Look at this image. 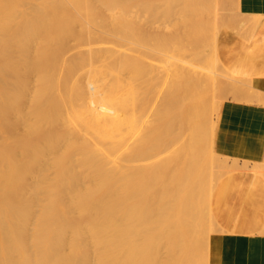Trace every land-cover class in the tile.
I'll return each instance as SVG.
<instances>
[{
	"label": "bare ground",
	"instance_id": "obj_1",
	"mask_svg": "<svg viewBox=\"0 0 264 264\" xmlns=\"http://www.w3.org/2000/svg\"><path fill=\"white\" fill-rule=\"evenodd\" d=\"M144 1L0 0V264L228 263L212 202L264 160L218 154L215 121L224 96L264 103V14L232 2L251 32L232 67L200 0H150L151 23Z\"/></svg>",
	"mask_w": 264,
	"mask_h": 264
},
{
	"label": "crops",
	"instance_id": "obj_2",
	"mask_svg": "<svg viewBox=\"0 0 264 264\" xmlns=\"http://www.w3.org/2000/svg\"><path fill=\"white\" fill-rule=\"evenodd\" d=\"M240 5L247 13L264 14V0H240ZM260 32L264 33H254L261 37ZM248 42L231 39L222 43L221 52L232 57L229 66L234 67L239 57L240 63L246 62L243 57ZM254 62L264 67V52ZM252 78L260 80L264 90V76ZM251 102H221L213 135V148L221 156L250 162L264 160V103ZM223 191L218 222L232 232L218 238L227 264H232L233 255L236 264H264V177L236 172Z\"/></svg>",
	"mask_w": 264,
	"mask_h": 264
},
{
	"label": "rangeland",
	"instance_id": "obj_3",
	"mask_svg": "<svg viewBox=\"0 0 264 264\" xmlns=\"http://www.w3.org/2000/svg\"><path fill=\"white\" fill-rule=\"evenodd\" d=\"M152 1V3L150 2V0H145L144 2H141L140 3V7H141V9H142V11H143V13L142 12H140V14H144V16L143 15H141L140 17H141V19L144 21L143 23H145V21L146 22H150L151 23V21L152 20H147V19H149L148 18V16H153V11L154 12H156L157 14L156 15H159L160 17H161V15H162V12H163V5L161 4V3H159V2H156V1H154V0H151ZM205 1H207V0H200V1H198V2H196V5L197 6H199V4H200V13L198 14L199 15V17L198 18H201L200 20L202 21V23L204 24V25H206V29L209 31V32H213L214 31V28L216 27H218L219 28V35H218V38H217V42L219 43V45H220V47H218L219 49H220V51H221V45H222V43L223 42H228L229 40H231V39H233V42L235 41L236 42V39L237 40H240L241 42L242 41H244V42H247V41H249V40H251V37H250V33L251 32H249L248 30H243V29H240V28H238L237 27V25H236V23H237V20L239 19V17L241 18L242 16L241 15H237V13H235V6H233V5H235L236 3H240V0H218V1H223V2H226V1H229V2H226V3H234L235 2V4H231L232 6H231V10L233 9V12L231 11L230 12V9L229 10H227V11H222V10H218V9H216V7L214 6L215 5V0H208L207 2H211L212 1V3H205ZM215 1V2H214ZM201 2H203L204 4H202ZM148 3L150 4V6L151 7H154L155 8V6H156V8L155 9H157L156 11L155 10H153L152 11V9L153 8H151L150 7V10H151V12L152 13H150L149 11H148V8H149V5H148ZM153 5H155V6H153ZM209 5V6H208ZM137 7V4H136V6L134 5V7H133V10L135 9V7H136V9L137 8H140V7ZM205 6L207 7V8H205ZM147 7V8H146ZM161 7H163V8H161ZM201 9H203V10H201ZM214 9V10H213ZM146 10V11H145ZM211 10V12L209 13V11ZM217 10V11H216ZM202 11V12H201ZM239 11H241V12H246L242 7H241V5L239 4ZM146 12V13H145ZM226 12V13H225ZM207 13V14H206ZM217 14V15H216ZM224 14H226V15H224ZM233 14V15H232ZM146 15V16H145ZM154 15H155V13H154ZM222 15V16H221ZM230 15V16H229ZM236 15H237V17H236ZM151 16V17H152ZM207 16H208V18H207ZM213 16H214V18H213ZM218 16H219V18H218ZM227 19H225L224 17ZM227 16V17H226ZM234 16V18H231V17H233ZM154 17V16H153ZM158 17V16H157ZM223 18V19H222ZM155 18H153V20H154ZM221 19V20H220ZM225 19V20H224ZM223 21L225 22V23H223ZM228 21V22H227ZM149 23V24H150ZM149 24H147L146 23V26L147 25H149ZM145 25H143V28H145L144 27ZM151 25H149V26H147V27H150ZM152 26H154V23L152 24ZM214 26V27H213ZM222 26V27H221ZM147 27H146V29H147ZM151 28V27H150ZM147 29V30H150L151 32H152V30H153V28H154V30H155V32H156V27H152L151 29ZM221 28V29H220ZM145 29V30H146ZM146 30V31H147ZM146 31H144V33H145V35L146 34H148V33H146ZM150 31H148L149 32V34H152ZM154 32V31H153ZM149 34L147 35V37L149 36ZM154 35V34H153ZM200 48H202V47H200ZM206 49H208V51L210 50V47L209 46H207L206 47ZM171 52V51H170ZM170 52L168 51L167 53H168V55H170ZM210 52V51H209ZM148 54H147V56L148 55H151V56H153L155 53H153L152 51H151V53L148 51L147 52ZM150 53V54H149ZM78 51L76 50V49H73V43L71 42V44H69V47H68V52H67V57L68 58H72V57H76V56H78ZM171 54H172V52H171ZM151 56H148L149 58L151 57ZM155 56H157L156 58H155ZM154 57H153V59L152 60H154V62L153 61H151V60H148V61H150L151 63H155V64H157V63H159V64H162L163 63V60H165V56L164 55H155ZM159 56V57H158ZM161 56V57H160ZM152 58V57H151ZM150 58V59H151ZM161 58H163V60H161ZM162 61H160V60ZM158 60V61H157ZM160 61V62H159ZM154 64V65H155ZM159 64H157V65H159ZM223 79V80H222ZM226 80H228L227 78H221V80H219L220 82H217V84H221L222 82L221 81H223V83L221 84V87L223 86V88L226 90L225 92H228L227 90H228V88L227 87H231V85L230 84H228V83H231V81H226ZM226 84H227V86H226ZM218 85V86H219ZM239 85V87L240 88H242V89H240L239 88V90L240 91H245L244 89H243V87H245L246 88V86L244 85L243 87H241L242 86V84H238ZM225 86H226V88H225ZM260 88L262 89V91H264L263 90V87L262 86H260ZM226 95H229V93L228 94H226ZM228 97V99H230V95L229 96H227ZM226 97L224 96L223 98H222V100H221V102H223L224 100H227V98L225 99ZM231 99L232 100H240V99H238V98H234L232 95H231ZM216 118H217V116H216ZM216 122V121H215ZM169 147V146H168ZM236 172L234 171V172H231V173H229V174H227V175H225V176H223L222 177V179L224 180V182H225V184L227 185L228 184V180H229V178H230V176H232L233 174H235ZM264 177V176H263ZM213 192H215V189H214V191ZM221 200H222V197H220V199H218V200H213V202H212V205H211V207H212V213H213V216H214V219L215 220H217L218 221V214H219V208H220V204H221ZM208 225V224H207ZM222 234H225V233H219V234H215L217 237H219L220 235H222Z\"/></svg>",
	"mask_w": 264,
	"mask_h": 264
}]
</instances>
